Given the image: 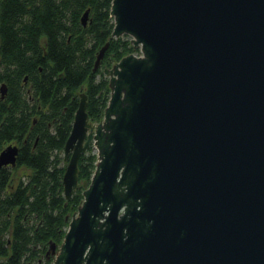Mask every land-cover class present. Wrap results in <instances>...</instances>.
<instances>
[{"label":"water","instance_id":"obj_1","mask_svg":"<svg viewBox=\"0 0 264 264\" xmlns=\"http://www.w3.org/2000/svg\"><path fill=\"white\" fill-rule=\"evenodd\" d=\"M110 15L139 53L103 69L99 121L81 93L62 184L83 200L53 264H264V0H111ZM18 152L1 149L0 168Z\"/></svg>","mask_w":264,"mask_h":264},{"label":"trees","instance_id":"obj_2","mask_svg":"<svg viewBox=\"0 0 264 264\" xmlns=\"http://www.w3.org/2000/svg\"><path fill=\"white\" fill-rule=\"evenodd\" d=\"M111 0H0V150L19 147L15 165L0 168V264H52L50 241L60 244L83 200L78 187L63 194L65 140L81 93L99 121L110 96L103 69L138 52L130 37L111 36ZM88 9L85 25L81 16ZM108 41L101 64L99 48ZM91 148V147H90ZM96 153L78 160L79 181L89 180Z\"/></svg>","mask_w":264,"mask_h":264},{"label":"rangeland","instance_id":"obj_3","mask_svg":"<svg viewBox=\"0 0 264 264\" xmlns=\"http://www.w3.org/2000/svg\"><path fill=\"white\" fill-rule=\"evenodd\" d=\"M128 37H129V36H128ZM135 53H139V51H138V52L135 51ZM114 62H116V61H113V63H114ZM113 63H110V65H109L108 67H110ZM105 76L108 78V75H105ZM90 147L92 148V151H93V152L96 151V150L93 148V146H90ZM90 147H89L88 149H91ZM62 154H63V152H62ZM57 248H58V245H57ZM50 255H51V254H50ZM51 256H52V258H53V260H54V255H51ZM52 264H53V261H52Z\"/></svg>","mask_w":264,"mask_h":264}]
</instances>
